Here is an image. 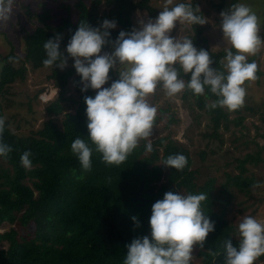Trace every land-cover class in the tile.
I'll use <instances>...</instances> for the list:
<instances>
[{
    "label": "trees",
    "instance_id": "trees-1",
    "mask_svg": "<svg viewBox=\"0 0 264 264\" xmlns=\"http://www.w3.org/2000/svg\"><path fill=\"white\" fill-rule=\"evenodd\" d=\"M55 1L62 2L61 7L68 12L60 23L53 24L47 10L42 13L30 11L31 18L36 19L35 28L23 27L17 33L15 43L10 35L4 34L10 49L0 58V116L7 117L6 110L14 106L13 84L25 81L29 70L48 69L47 79L58 94L44 106L46 118L42 127L32 129L28 134L16 132L11 127L12 119H6L3 139L13 151L6 160L0 158V228L5 225L10 228L0 233V264H124L126 245L135 238L151 236L152 205L162 200L168 191L208 195L201 207L215 223V231L209 233L203 249L196 245L200 250L198 257L201 264H224L225 242L230 240L234 246L239 242L235 238L237 229L226 217L225 208L234 199L230 188L250 193L257 181L254 175H248L247 165L258 166L264 160L261 150L237 159L239 174H228L224 189L219 193L215 178L208 179L203 185L196 182L190 150L193 138L188 135L186 143L170 136L157 138L152 142L151 152L146 150L149 141L140 140L138 147L119 166L107 165L102 162V155L93 151L92 170L85 172L78 158L71 153V143L79 137L95 147L88 138L84 97H94L96 90L81 91V77L76 73L71 57L64 69L45 67L43 44L59 33L61 50L68 56L67 44L82 21L92 27H99L105 19L116 21L117 27L109 30L114 41L120 31L130 32L137 28V11L147 13L153 20L160 11L153 6L152 0H90V5L85 0ZM70 1H75L72 8L76 16L67 4ZM238 2L231 0L230 8ZM179 3L190 4L193 9L199 7L196 0ZM197 15L204 17V12L200 10ZM188 31L194 46L210 53L211 67L224 71L221 61L226 51L211 49L206 27L190 24ZM111 47L109 44L103 51L107 52ZM9 57L15 58V62H9ZM178 71L179 78L187 83L191 74ZM109 75L110 80L104 87H110L119 79L116 70H110ZM71 82L75 87L74 94L67 96ZM179 94L184 102L193 99L206 115L208 123L200 136L208 143H217L219 149L225 142V132L231 131L230 124L243 126V109L252 115L263 116L264 113L261 105L257 110L246 104L235 111L220 107L210 109L208 105L218 97L208 88L200 96L187 89ZM188 105L192 108L190 103ZM233 114L237 117L232 120ZM27 150L32 152L31 170H25L20 162L22 153ZM205 152L200 151L202 157ZM174 154H183L187 158L182 171L163 165L164 160ZM221 203L225 205L223 209L218 208ZM134 216L139 220V227L132 219ZM31 225L33 234L27 231ZM260 259L264 260V256ZM190 264L196 263L191 260Z\"/></svg>",
    "mask_w": 264,
    "mask_h": 264
},
{
    "label": "clouds",
    "instance_id": "clouds-1",
    "mask_svg": "<svg viewBox=\"0 0 264 264\" xmlns=\"http://www.w3.org/2000/svg\"><path fill=\"white\" fill-rule=\"evenodd\" d=\"M15 0H0V27H6L13 13ZM173 0H165L163 10L153 20H141L139 28L120 31L111 40L110 29L117 22L105 19L99 27H92L82 21L71 36L65 56L61 50V35L47 39L43 44L46 58L45 67L67 66L69 57L73 67L81 77L82 92L96 90V95L85 96L87 105V128L90 146L84 139L76 138L71 143V153L76 156L85 172L92 170V154L102 155V162L119 166L138 147L140 140H148L152 135L157 115L156 107L147 98L154 94L158 85L166 95L176 96L185 89L195 95H204L210 89L218 99L208 105L235 111L245 102V82L258 79V66L248 62V56L260 50L261 39L259 18L245 4H233L222 11L220 28L223 38L232 49H226L221 61L224 71L211 67L213 60L205 49H197L187 36L179 38L171 35L177 22L193 25L206 24L205 17L197 15L200 8L179 3L173 7ZM111 44L112 52H104ZM9 62L15 58L9 57ZM191 74L186 83L179 78V71ZM110 70L119 73V79L104 87L110 80ZM41 99L47 102V94ZM6 116H0V158L5 160L13 151L3 139ZM10 127V125L8 126ZM146 150H153L149 141ZM32 152L24 151L20 162L25 170L32 168ZM163 165L182 171L187 165L183 154L168 156ZM259 187V183L253 188ZM208 199L205 193L176 194L168 191L162 200L152 205L150 217L151 236L138 237L127 247L124 264H190L194 246L204 248L205 241L215 231V223L202 210V202ZM139 227L137 217H132ZM238 246L230 240L225 242L224 264H255L264 256V221L252 216H244L238 224Z\"/></svg>",
    "mask_w": 264,
    "mask_h": 264
},
{
    "label": "rangeland",
    "instance_id": "rangeland-1",
    "mask_svg": "<svg viewBox=\"0 0 264 264\" xmlns=\"http://www.w3.org/2000/svg\"><path fill=\"white\" fill-rule=\"evenodd\" d=\"M88 5L90 0H85ZM183 0H173L175 4ZM190 2L191 0H186ZM199 3L200 10L204 12L206 20V35L209 39V44L214 52L226 51L231 45L224 40L223 32L220 28L222 11L230 9L231 0H196ZM62 2L55 0H15L11 19L6 27H0V58L7 55L9 46L4 40V34L11 36V39L16 40L17 33L23 27L31 30L36 27V19L31 18L29 12L42 13L47 10L50 12L53 24L67 17V13L62 7ZM75 1L67 3L73 11ZM151 3L160 12L163 10L165 0H152ZM245 4L249 6L259 18L260 22V37L264 40V0H239L237 4ZM104 6H101V11ZM150 19L147 13L137 11L136 26L140 27V21L147 22ZM190 24H180L177 22L171 35L173 37H181L189 35ZM17 45V43H16ZM111 49L107 52H112ZM20 52V51H19ZM18 52V54H19ZM248 62H255L258 66V79L254 82H245L246 99L244 104L253 106L255 110L261 105L264 111V44L255 55L248 56ZM1 65V64H0ZM1 68V66H0ZM49 70H29L25 81H18L13 84L12 100L14 106L6 110L8 119H12V128L16 132L28 134L32 129L42 127V123L46 118L44 106L52 99L57 97L58 91L53 88L52 83L48 81L47 76ZM118 73V71H117ZM119 74V73H118ZM74 84L69 85V93L67 96L74 94ZM42 94H47L48 100L45 102L41 99ZM39 95L38 99L36 96ZM148 103L157 109L155 124L153 125L152 135L148 138L151 143L157 138L170 136L180 142L186 143V135L193 138V144L190 146L191 154L194 160L192 170L195 171L196 182L203 185L208 179H216V192H221L224 189V184L227 181L228 174H239L237 169V159H242L248 153L261 150V156L264 159V113L263 116L259 113L252 115L243 109L245 120L243 126L236 127L235 124H230L231 131L225 132V142L222 149L218 148L217 143H208L201 138V133L208 123L206 115L199 110L194 100L187 102L192 105L189 107L187 102L180 97V94L169 97L166 95L162 86L158 85L154 94L148 98ZM237 116L232 115L233 120ZM61 118V117H60ZM224 132V128L222 130ZM233 133V135H232ZM236 140V141H235ZM245 142L247 143L245 145ZM206 150L205 157H202L200 151ZM206 159V160H203ZM1 166V165H0ZM248 175H254L255 181L259 183V187L251 189L250 193L239 192L234 187L230 188V192L234 195V199L226 210V217L229 222L238 229V224L244 216H252L260 221H264V160L258 166L247 165ZM180 194H186L180 191ZM225 200V199H223ZM224 203H221L218 208H224ZM10 226L5 225L0 228V233L9 230ZM17 228V227H16ZM33 234L34 227L31 225L28 230ZM25 235V234H24ZM238 239V235L235 237ZM2 245L0 244V247ZM200 250L194 246L192 261L196 264H201L198 257ZM255 264H264L263 259H258Z\"/></svg>",
    "mask_w": 264,
    "mask_h": 264
}]
</instances>
